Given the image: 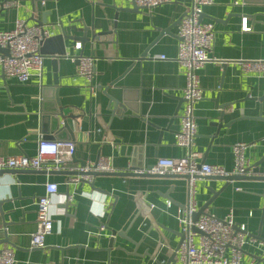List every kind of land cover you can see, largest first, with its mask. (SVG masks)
<instances>
[{
    "label": "crops",
    "instance_id": "1",
    "mask_svg": "<svg viewBox=\"0 0 264 264\" xmlns=\"http://www.w3.org/2000/svg\"><path fill=\"white\" fill-rule=\"evenodd\" d=\"M212 2L203 8L201 19L214 25L213 59L198 72L203 98L195 105L197 134L191 150L199 154L198 162L230 171L232 146L244 143L249 145L245 157L262 171L264 72H243L240 63L264 61V0ZM189 7L190 0L151 10H133L126 0H57L44 6L38 0H0L1 32L23 21L43 27L51 37H71L63 40L65 56L56 61L59 44L46 47L41 74L32 72L27 83L6 80L0 67V156L33 157L42 137L74 142L76 163L65 170L107 158L115 172L127 171L131 157L124 147L129 146L143 147V167L157 159L182 157L186 151L175 146V135L185 76L176 61L175 23ZM243 18L247 32L241 30ZM168 27L170 34L161 35ZM76 43L81 50H74ZM73 55L93 58L91 79L77 75V62L67 58ZM123 97L126 108L115 109L111 100L121 102ZM55 98L70 132L61 119L42 120V111H54ZM215 100L230 105L222 118ZM217 123L224 126L217 129ZM51 163L38 172L0 176V248L13 250L15 264H166L172 257L181 232L177 209L188 203L187 180L79 178L65 175L60 167L55 170ZM45 183L58 187L49 208L53 227L46 247L32 249L36 203ZM223 185L196 179L197 211L212 197L210 189L218 191ZM230 209L235 224L264 242L263 180L229 182L205 212L221 219ZM252 260L264 264L261 250L246 245L241 264ZM174 264H181L177 252Z\"/></svg>",
    "mask_w": 264,
    "mask_h": 264
},
{
    "label": "built area",
    "instance_id": "2",
    "mask_svg": "<svg viewBox=\"0 0 264 264\" xmlns=\"http://www.w3.org/2000/svg\"><path fill=\"white\" fill-rule=\"evenodd\" d=\"M57 0H38L41 6ZM134 7L151 10L177 0H126ZM212 0H190L188 12L182 17L177 30L178 44L176 61L184 69L185 85L182 89L183 105L179 118V130L175 135V146L186 153L175 159H157L147 171L156 175H173L188 177V203L177 209L176 219L184 240L177 255L181 264H241L244 247L254 245L261 250L264 261V242L248 235L244 225L234 222L230 209L223 218L206 214L192 223L190 217L197 211L195 202V181L202 177H264V170L256 171L245 157L249 145L236 143L232 146L233 167L230 171L222 167L198 162L199 154L191 150L197 134L195 105L203 98L198 72L213 58L209 56L214 43V25L203 22V8L211 6ZM241 30L249 31L246 19H242ZM49 31L39 25L28 26L23 21H16L14 28L8 32L0 31V48L8 50V56L0 53V67L6 80H15L20 84L27 83L32 72L40 73L43 67V56L40 47L43 40L50 38ZM74 50H81L76 43ZM77 62V75L88 80L92 78L93 58L89 56H67ZM165 60L164 56L157 57ZM243 72L263 73L264 61H243L240 63ZM75 152V144L71 140H51L40 137L37 141L36 154L33 157L24 155L0 156V171L34 170L41 171L46 162L59 167V163L70 161ZM95 172L114 173L107 158L97 162ZM143 173V171H138ZM72 181H78L73 179ZM58 191L57 184L45 183L44 194L36 203V231L31 235L30 247L44 249L45 239L52 232L50 215L51 197ZM170 207V202H167ZM153 208L154 206H150ZM195 227L202 235L191 231ZM100 231L103 227H100ZM0 264H15L14 252L9 247L0 248ZM250 264H255L252 260Z\"/></svg>",
    "mask_w": 264,
    "mask_h": 264
},
{
    "label": "water",
    "instance_id": "3",
    "mask_svg": "<svg viewBox=\"0 0 264 264\" xmlns=\"http://www.w3.org/2000/svg\"><path fill=\"white\" fill-rule=\"evenodd\" d=\"M139 10L138 8L133 6V10ZM121 10V9H119ZM184 16V15H183ZM182 16V17H183ZM182 17H180L175 25H179ZM203 17V16H202ZM170 30L171 27L166 28L165 30H163L160 34L162 35L163 33L165 34H170ZM104 35H102V37L106 36V33H103ZM70 40L71 37L65 36V35H61V36H56V37H50L47 38L45 40H43V42L41 43V47H40V54L43 55L46 51V47H49L52 43H56L59 44V47L56 49V53L53 55H57V57H54V61H56L58 58H63V56H65V47L63 46V40ZM0 53H2L3 55H7L8 56V50L7 49H3L0 48ZM4 77V76H3ZM54 84L57 85L58 84V80L57 78H55ZM114 84H112L111 86H113ZM44 98V97H43ZM45 99V98H44ZM55 109L52 113H45V111H42L44 115H42V120L44 122H49L51 121H57L59 123V119H61V124L62 127L64 129H66L68 132H70L68 123H67V117L63 116L62 110L59 108V105L57 103V99L55 98ZM183 100V99H182ZM111 102H113L115 104V109H124L126 108V106L124 105L123 102L124 101V97L122 99V101H118L116 99H112ZM216 105V107L219 109V115L220 118H222L225 115V109L229 108L230 105H219L217 103V100H215L214 102ZM220 123V122H219ZM219 123H217V129L221 128L224 125H219ZM127 151V154L129 157H131V163L128 167L127 171H123V172H114V173H99V172H95L94 169L96 168L97 162L94 163V165L92 166H87L86 163L84 162H78L79 164V169L78 170H65V166L68 164H75V158L74 155L72 156L70 161H63L59 163V167L61 172H63L65 175L67 176H75V177H79V178H83V177H97V176H115V177H130V176H139V177H159V178H181V179H185L188 180V177H182V176H173V175H156V174H150L147 173V171H149L152 167V165H148L146 167H143V156H142V150L143 147H137V146H129V147H124ZM121 150H123V147L121 148ZM255 170L258 171L257 167L258 164L254 165ZM138 171H143V173H138ZM20 172H38V171H34V170H3L0 171V176L4 175V174H14V173H20ZM204 178V177H202ZM205 178H210V179H214V180H218V181H223L224 185L218 190V191H214L213 189H210V192L212 194V197L200 208L198 209V211H196L195 213H193L190 217V220L192 223H195L200 216L202 215H206L207 213L205 212L206 209L208 208V206L210 205V203L212 202L213 198L215 196H217L219 193H221L229 184V182L233 181V180H263L264 181V177H247V176H231V177H205ZM191 231L195 232L197 234L202 235V233L197 230L195 227H191ZM114 232H112L111 235V239L109 242V248H112V243H113V239L115 237ZM179 243L172 255V257L166 262V264H174V256L176 254V252L178 251L180 245L182 244L183 240H184V234L183 233H179ZM6 242V239H5Z\"/></svg>",
    "mask_w": 264,
    "mask_h": 264
}]
</instances>
